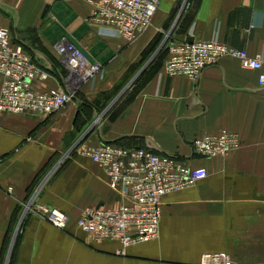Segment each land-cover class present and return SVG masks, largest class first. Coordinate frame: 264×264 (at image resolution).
<instances>
[{"label": "crops", "instance_id": "0c3cea01", "mask_svg": "<svg viewBox=\"0 0 264 264\" xmlns=\"http://www.w3.org/2000/svg\"><path fill=\"white\" fill-rule=\"evenodd\" d=\"M46 4L0 0L3 25L51 74L34 87L63 84L66 70L55 51L62 37L106 73L83 85L77 99L55 114L0 112V264L5 255V264H198L205 252H227L238 264L264 261L259 71L225 57L195 84L164 74L166 55L142 64L160 34L176 41L217 36L252 56L264 54V0H161L152 26L131 42L94 25L89 0H52L44 13ZM2 81L0 74V88ZM126 84L128 92L117 95ZM222 130L239 135L238 150L226 156L194 154V138ZM119 140L208 171L194 185L163 197L159 236L131 246L125 258L116 253L118 242L88 243L76 223L84 208L115 207L120 198L108 186L104 169L73 147ZM37 203L68 214L67 228L45 220L33 210Z\"/></svg>", "mask_w": 264, "mask_h": 264}, {"label": "built area", "instance_id": "2783aa9c", "mask_svg": "<svg viewBox=\"0 0 264 264\" xmlns=\"http://www.w3.org/2000/svg\"><path fill=\"white\" fill-rule=\"evenodd\" d=\"M160 1L89 0L93 5L90 21L103 34L135 41L152 26ZM166 37L164 74L184 76L197 84L208 66L231 57L243 67L259 71L258 86L264 88L263 53L252 56L244 49L220 41L217 36L205 40L193 38L191 42L171 40V35ZM55 51L66 70L63 84L50 90L35 88L36 80H47L51 74L35 61L29 48L13 39L0 15V74L3 76L0 112L55 114L77 99L83 85L94 84L106 73L101 63L89 59L66 37L56 42ZM240 146L239 135L228 130L204 134L192 141L194 154L203 157L226 156ZM73 150L104 169L108 186L120 198L115 207L84 208L76 220L77 226L90 240L118 242L119 256L127 255L131 246L159 236L166 194L192 186L208 175L206 168L192 167L179 157L114 141L97 145L79 143ZM33 210L60 229H66L70 222V216L57 208L37 203ZM198 264L238 263L227 252H205ZM250 264H264V261Z\"/></svg>", "mask_w": 264, "mask_h": 264}, {"label": "rangeland", "instance_id": "374dc122", "mask_svg": "<svg viewBox=\"0 0 264 264\" xmlns=\"http://www.w3.org/2000/svg\"><path fill=\"white\" fill-rule=\"evenodd\" d=\"M165 38H166V36L164 35L162 38H160V40H158L157 41V44H156V46H154V47H151V49L147 52V54L145 55V58H144V61H143V63L142 64H147L149 61H151L152 60V58L153 57H157V58H159V56H160V54L162 53V51H165L166 49H165V43L164 44H162L163 43V41L165 40ZM69 40V39H68ZM72 42V41H71ZM58 66L59 67H61L60 66V64H58ZM130 86L131 85H124L123 87H121V88H119V92L117 91V95L120 93V94H125L126 92H128V90H129V88H130ZM80 94H78V96H79ZM77 96V97H78ZM93 115H92V113H91V111H89V113H88V119H89V121H90V123L91 122H93ZM89 123V124H90ZM88 237V236H87ZM86 237V240H87V242L88 243H91L92 241L91 240H89L88 238ZM124 256H126V255H124ZM124 256H122L123 258H125ZM6 255L4 256V258H3V261H2V264H5V261H6Z\"/></svg>", "mask_w": 264, "mask_h": 264}, {"label": "trees", "instance_id": "16d2710c", "mask_svg": "<svg viewBox=\"0 0 264 264\" xmlns=\"http://www.w3.org/2000/svg\"><path fill=\"white\" fill-rule=\"evenodd\" d=\"M162 37H163V35H161V34L158 35V36L156 37V39L153 41V44H152L151 47L156 46L157 41L160 40V38H162ZM19 42L23 43L22 41H19ZM23 44H24L27 48H29L25 43H23ZM151 47H150V49H151ZM165 49H166V48H165ZM31 54H32L33 58L35 59V57H34L32 51H31ZM162 54H163V56H165V55L167 54V50H165L164 53H163V51H162V53L160 54V56H162ZM165 57H166V56H165ZM156 59H157V57H153L151 61L154 62ZM52 60H53L55 63H57V65H58V61H57L56 59H53V58H52ZM35 61H36V59H35ZM78 94H80V91L77 93L76 97L78 96ZM85 111H86V110H85ZM115 142L118 143V144L124 145V146H135V147H141V146H138V145H132V144H129V143H127L126 141H123V140H119V141H115Z\"/></svg>", "mask_w": 264, "mask_h": 264}, {"label": "water", "instance_id": "95a60500", "mask_svg": "<svg viewBox=\"0 0 264 264\" xmlns=\"http://www.w3.org/2000/svg\"><path fill=\"white\" fill-rule=\"evenodd\" d=\"M186 1H187V0H186ZM51 2H52V0H47V4H46L45 10H44V13H47V12L49 11V8H50V4H51ZM185 4H186V2H185ZM185 4H184V6H183V8H182V10H181V12H180V14H179L177 20H176V23L178 22L179 18L181 17L182 11H183V9L185 8ZM166 40H167V37L165 38V40L163 41L162 44H164V43L166 42ZM186 40L189 41V42H191V41H193V37H192V36H188V37L186 38ZM92 127H93V124H92L91 126H89V127L85 130V132H84V134H83V137H84L85 135H87V134L90 132V130H91Z\"/></svg>", "mask_w": 264, "mask_h": 264}]
</instances>
